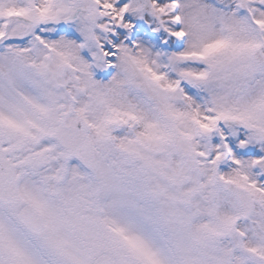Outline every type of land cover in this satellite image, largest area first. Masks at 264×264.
Here are the masks:
<instances>
[{
    "label": "snow or ice",
    "instance_id": "1",
    "mask_svg": "<svg viewBox=\"0 0 264 264\" xmlns=\"http://www.w3.org/2000/svg\"><path fill=\"white\" fill-rule=\"evenodd\" d=\"M0 264H264V0H0Z\"/></svg>",
    "mask_w": 264,
    "mask_h": 264
}]
</instances>
